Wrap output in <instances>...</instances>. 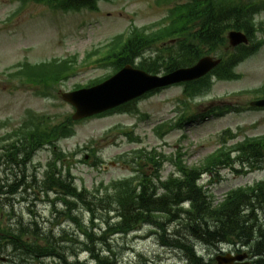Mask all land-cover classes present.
Wrapping results in <instances>:
<instances>
[{
	"label": "rangeland",
	"instance_id": "rangeland-1",
	"mask_svg": "<svg viewBox=\"0 0 264 264\" xmlns=\"http://www.w3.org/2000/svg\"><path fill=\"white\" fill-rule=\"evenodd\" d=\"M157 1L108 0L100 2L96 11L81 9L75 13L73 11H50L45 5L36 4L30 0L23 4L17 0H0V136L17 129L22 121L33 112L40 115L48 114L54 120H60L73 111V108L61 99L62 92L72 90L76 84L83 85L91 79L110 72V69L104 67L103 64L96 67H81L72 77L52 90L55 97L48 96V98L40 96L35 92L34 87L22 83L19 78L10 77L9 73L13 71L11 67L24 61L38 63L53 57L63 58L73 53L79 54L81 58L85 51L105 43L113 35L124 32L129 27L151 26L157 21L164 20L169 6L172 7L185 0H172L164 3ZM258 18L263 28L261 37L264 38V13ZM195 28H191L187 34L178 35L177 38L190 41ZM193 42L196 43L194 40ZM163 43L165 42H157L155 46H150L144 56L147 58L154 56L155 51L153 50L156 49V55H162L166 59L169 53L178 49L175 43L170 44L169 47L168 44L163 46ZM225 52L222 51L223 54L227 53ZM218 53L213 55L217 56ZM236 71L241 74L240 80L223 82V80L208 77L202 83L204 87L200 88L201 83H198L195 90L189 89L184 92L181 85L160 89L137 102L138 114L114 113L93 117L75 125V135L61 139L58 146L65 152H78L69 156L66 162L75 178L76 185L79 187L84 185L91 189L101 181L109 182L131 175L132 166L136 164L127 160L134 155L132 151L138 148L156 149L167 156L180 153L186 165H194L220 146L222 139L228 136L225 133L228 129L236 133V136L228 139L227 144L235 143L244 139L245 136L257 137L264 134V109L246 108L248 101L255 98V93L251 91L264 86V45L246 61L237 65ZM211 78L213 82L210 85H212L209 86L210 89L207 92H204L207 87L205 84L209 83ZM196 92L199 93L198 96L192 98L191 95ZM225 105H229L233 111L222 116H217L214 112L208 117H198L202 113H208L212 108ZM183 113H185L184 121L189 117H197L193 119L194 122L184 123L183 128L167 129L168 125L175 124L174 119ZM163 121L170 122L161 127L160 134H156L153 128ZM122 131H132L131 134L139 139L131 141ZM91 147L97 150L96 154L101 157L103 164L94 165L95 159L89 158L88 152ZM85 155H87V163L79 162L78 160ZM50 156L51 152L48 149H42L34 156L25 173L26 183H30L34 174L36 180L41 183L45 163ZM234 167L241 168L239 164H235ZM12 171L18 172V170ZM172 171H174V165L170 161H165L161 170L162 178L165 179ZM6 176L12 179L10 171L0 172V178ZM263 178L264 169H256L243 174L226 167L221 169L218 176L210 183L208 176L205 175L202 179L205 185H208L216 202L222 199L231 188L253 184ZM22 187L23 190H17L13 194H17L13 201L15 221L21 219V222L26 225L35 219L39 227L49 229L47 220L51 219V215L49 204H45V195L38 192L39 200L30 203L28 195L32 200L33 193H37L38 189L34 188V191L29 189L26 192L27 187ZM13 195H8L11 197L9 201L13 199ZM6 203L8 204L6 210L9 211L10 204ZM74 214L80 216L83 225L89 226V216L85 210L78 207ZM109 217L114 218V214L110 213ZM156 217L159 222L164 223L166 220L164 216L157 215ZM106 219L105 213L104 217L98 220V227L95 228L96 235L99 236L105 228ZM116 219L114 218L113 221ZM4 222H6L5 218L2 219L1 224ZM58 223L52 226V230L58 232L64 227L70 236L77 239L72 248L79 255L74 256L75 259L68 257L66 261L88 260L89 254L81 250L83 245L78 242L83 241L85 237L81 235L79 227L72 220L63 217L59 218ZM174 229V226H168L164 232L169 234ZM152 231L157 232L150 224H143L128 235L116 234L108 237L107 247L111 249L110 255L105 254L107 247L100 242H97L95 247L101 250L100 255L107 256L108 262L112 264H143L141 255L150 260L147 264H187L185 259L171 248L161 246L159 240L162 234L161 229H159L160 234L157 232L151 235ZM184 232L186 233V230ZM197 248L200 249L206 261L217 255L218 248L215 246L214 249H201L200 246ZM1 253L2 251L0 252V264L66 263L57 258L54 260L46 258L40 263L30 259L28 255L24 256L29 262L24 263L19 261L20 256L11 254L9 250ZM179 254L182 255L180 252ZM215 263L213 259L211 264Z\"/></svg>",
	"mask_w": 264,
	"mask_h": 264
},
{
	"label": "trees",
	"instance_id": "trees-1",
	"mask_svg": "<svg viewBox=\"0 0 264 264\" xmlns=\"http://www.w3.org/2000/svg\"><path fill=\"white\" fill-rule=\"evenodd\" d=\"M45 1H58L59 7L65 10L79 9L82 6L95 8L94 0ZM243 13V8L239 10L235 3H229L226 0L217 4L211 3L208 6L202 0H191L189 3L176 6L169 23L157 30L132 28L125 40L121 35L115 37L116 41L108 43L106 49L100 51L101 55L96 61L105 62L113 70L127 63L132 64L150 46L178 35L187 34L196 23L198 29L193 33L194 38L200 44L206 45V51L199 45H193L191 41L182 39L178 43V49L169 53L168 58L165 59L158 54L153 58L142 59L137 64L139 68L151 73H157L160 70L169 72L177 67L190 65L202 54L215 50L223 41V35L227 29L231 27L253 29L251 20L241 15ZM74 63L75 61L67 59L62 61L52 59L37 65L22 63L20 67L17 66V73L21 81L34 87L39 95L46 97L51 94L50 91L55 89L58 83L75 72L72 68ZM209 84H205L207 85L205 91L209 88ZM202 87L203 85L200 86ZM74 125L75 122L69 116L64 117L60 123H53L49 116L33 115L18 130L4 136L14 139L7 146H3V150L0 149V162L1 159L6 162L10 160L17 162V157L29 160L32 154L43 145L53 146L59 138L72 134ZM236 147L235 150L239 152L236 158L231 157V149L222 147L219 152L211 154L200 166L179 167L181 176H170L167 181L160 182L164 189L162 194L157 193V186L153 183L152 175L145 176L139 183L141 188L139 191H136V186H131L127 182H122L118 187L114 186L110 194H107L108 188H106L104 198L109 199L108 203L118 205L121 210L122 222L119 229L125 233L138 223L158 222L156 216L161 214L165 216L166 221L181 220L184 223L182 229H185L186 233L178 232L173 242L183 247L192 256L191 240H203L209 244L219 240L247 242L251 244L258 256H264V180L251 186L228 191L217 204H213L203 188L197 185V179L202 173L215 175L219 168L231 166L236 160L245 161L253 169L259 164H255V160L260 158L261 161L264 158V136L246 138ZM59 160H61V154H55L53 160L48 162L50 170L47 175L48 179H54L56 172L60 174L61 171L56 168L55 163ZM154 165L156 173L159 165L157 163ZM70 192L75 193L73 188ZM79 195L80 198L84 196L82 193ZM92 197L96 199V204H105L103 196L93 195ZM183 201L189 202L188 209L179 206ZM86 205L89 206L88 203ZM258 261L259 264H264V258Z\"/></svg>",
	"mask_w": 264,
	"mask_h": 264
},
{
	"label": "water",
	"instance_id": "water-1",
	"mask_svg": "<svg viewBox=\"0 0 264 264\" xmlns=\"http://www.w3.org/2000/svg\"><path fill=\"white\" fill-rule=\"evenodd\" d=\"M216 63L210 58H203L190 68L177 69L163 77L150 76L126 65L104 83L90 89L64 94V98L76 107L74 117L78 118L121 104L148 89L199 77ZM251 104L264 105V99L253 101Z\"/></svg>",
	"mask_w": 264,
	"mask_h": 264
},
{
	"label": "bare ground",
	"instance_id": "bare-ground-1",
	"mask_svg": "<svg viewBox=\"0 0 264 264\" xmlns=\"http://www.w3.org/2000/svg\"><path fill=\"white\" fill-rule=\"evenodd\" d=\"M5 191H8V189H6Z\"/></svg>",
	"mask_w": 264,
	"mask_h": 264
}]
</instances>
